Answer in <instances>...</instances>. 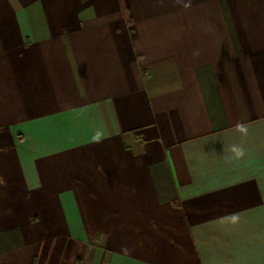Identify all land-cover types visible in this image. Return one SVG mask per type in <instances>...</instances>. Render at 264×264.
I'll return each mask as SVG.
<instances>
[{
    "label": "crops",
    "instance_id": "1",
    "mask_svg": "<svg viewBox=\"0 0 264 264\" xmlns=\"http://www.w3.org/2000/svg\"><path fill=\"white\" fill-rule=\"evenodd\" d=\"M0 264H264V0H0Z\"/></svg>",
    "mask_w": 264,
    "mask_h": 264
},
{
    "label": "clouds",
    "instance_id": "2",
    "mask_svg": "<svg viewBox=\"0 0 264 264\" xmlns=\"http://www.w3.org/2000/svg\"><path fill=\"white\" fill-rule=\"evenodd\" d=\"M234 127L235 130L238 133H240L242 136H247L249 133L248 126L242 122L236 123ZM229 152L231 153L230 159L240 160L245 156L246 149L241 145L232 144L229 148ZM230 219L234 223L238 220V217L235 214H233Z\"/></svg>",
    "mask_w": 264,
    "mask_h": 264
}]
</instances>
